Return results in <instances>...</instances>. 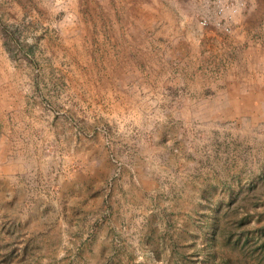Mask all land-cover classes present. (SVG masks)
Instances as JSON below:
<instances>
[{
    "label": "rangeland",
    "instance_id": "rangeland-1",
    "mask_svg": "<svg viewBox=\"0 0 264 264\" xmlns=\"http://www.w3.org/2000/svg\"><path fill=\"white\" fill-rule=\"evenodd\" d=\"M0 264H264V0H0Z\"/></svg>",
    "mask_w": 264,
    "mask_h": 264
},
{
    "label": "built area",
    "instance_id": "built-area-1",
    "mask_svg": "<svg viewBox=\"0 0 264 264\" xmlns=\"http://www.w3.org/2000/svg\"><path fill=\"white\" fill-rule=\"evenodd\" d=\"M242 3L243 0H213L214 12L219 19L231 20L232 16H234L240 6H242ZM200 24L205 25L206 20L202 19Z\"/></svg>",
    "mask_w": 264,
    "mask_h": 264
},
{
    "label": "crops",
    "instance_id": "crops-1",
    "mask_svg": "<svg viewBox=\"0 0 264 264\" xmlns=\"http://www.w3.org/2000/svg\"><path fill=\"white\" fill-rule=\"evenodd\" d=\"M129 39V38H128ZM135 42H134V44L136 45V44H138V43H142V41H143V36L142 35H140V37L139 38H137V37H135ZM138 40V41H137ZM153 41H152V39H151V43H152ZM227 44V43H226ZM226 44H223V46H227V49H228V47H229V49L231 50V49H233V44H235V43H231L230 45H226ZM226 49V50H227ZM135 56H136V58L137 57H140V59H141V57H142V47L140 46V49H139V51H137V45H136V54H135ZM234 78L235 77H224V78H222V80H226V82H227V86L228 87H230V90H233V91H235L236 89L238 90V86L237 85H235L234 84V82L236 81V80H234Z\"/></svg>",
    "mask_w": 264,
    "mask_h": 264
}]
</instances>
